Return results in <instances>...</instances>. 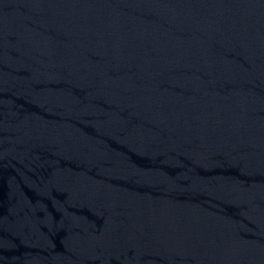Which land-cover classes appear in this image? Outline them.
Returning a JSON list of instances; mask_svg holds the SVG:
<instances>
[{"label": "water", "instance_id": "water-1", "mask_svg": "<svg viewBox=\"0 0 264 264\" xmlns=\"http://www.w3.org/2000/svg\"><path fill=\"white\" fill-rule=\"evenodd\" d=\"M0 264H264V0H0Z\"/></svg>", "mask_w": 264, "mask_h": 264}]
</instances>
